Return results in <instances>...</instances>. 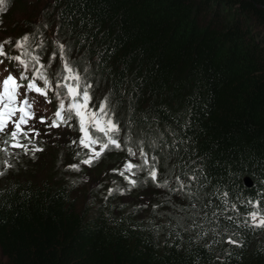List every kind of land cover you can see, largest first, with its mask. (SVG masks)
I'll return each instance as SVG.
<instances>
[{"label":"trees","instance_id":"1","mask_svg":"<svg viewBox=\"0 0 264 264\" xmlns=\"http://www.w3.org/2000/svg\"><path fill=\"white\" fill-rule=\"evenodd\" d=\"M0 21V36L13 43L38 22L45 64L54 42L64 43L93 84V104L108 97L121 136L157 155L170 185L178 186L175 175L191 183L184 174L195 172L192 190L213 199L209 212L216 189L241 213L236 197L264 189V0H8ZM59 68L57 56L49 75ZM37 125L45 150L0 176V264H264V230L222 220L220 231L227 224L241 246L208 249L211 233L198 239L184 231L187 221L178 226L169 201L186 204L183 194L149 183L108 195L126 187L112 171L129 159L125 151L73 171L68 165L83 159L71 144L80 133L46 136Z\"/></svg>","mask_w":264,"mask_h":264},{"label":"snow or ice","instance_id":"2","mask_svg":"<svg viewBox=\"0 0 264 264\" xmlns=\"http://www.w3.org/2000/svg\"><path fill=\"white\" fill-rule=\"evenodd\" d=\"M7 3L8 0H0V12L4 11ZM42 36L43 33L38 31L37 22L36 32H25L15 40V43L12 38L0 41V64L8 60L15 63L19 69L18 75L9 72L0 80V154L4 157L0 159V176L6 175L7 170L15 166L13 161L19 160L21 156L35 159L37 153L45 150L41 146L43 144L41 132L35 126L37 122L45 125L46 136L51 135L52 129L68 128L80 133L78 139H73L71 144L84 150L76 152V157L83 156V159L79 160V163L68 165L69 169L80 171L81 164L92 167L108 151H125L129 159L120 169L112 171L123 178L126 187L121 188L117 184L115 188L108 189V195L111 196L114 192L124 195L149 183L173 194H183L187 200L186 204L177 205L169 201L176 210L173 215L179 214L178 226L180 222L187 221L183 224L184 231H195L198 239L205 238L211 233L213 239L206 245L208 249L214 244L221 243L241 246L240 242L233 238L238 233L235 231L229 233L227 224L222 232L220 231L222 220L236 228L264 230V207L261 206L264 189L258 191L255 198L236 197L240 205L247 209L243 213L240 212L237 203L230 199L227 190L220 192L216 189L212 197L219 201V205L209 212V207L214 203L213 199L209 197L205 203L201 193L192 190L198 181L195 172L184 174L191 183H186L179 175H175L174 179L178 186L170 185L167 173L163 176L160 173L158 156L146 151L142 141L137 142L134 148L130 143V135L121 136L122 129L119 122L114 120L108 97L105 96L98 107L93 104L91 92L93 84L73 65L64 43L56 40L55 50L51 53L49 62L47 64L43 62L42 52L45 44ZM6 46L16 54H9L5 50ZM37 49L41 51L38 52ZM57 56L60 68L50 76L49 69ZM49 93L55 97L57 109L52 116L37 117L36 100L32 94L42 96L46 103L51 104ZM175 143L174 141V145ZM200 187L203 188L204 185ZM203 195L208 196L207 193ZM229 212L235 213V216L227 215ZM206 224L211 227L206 228Z\"/></svg>","mask_w":264,"mask_h":264},{"label":"rangeland","instance_id":"3","mask_svg":"<svg viewBox=\"0 0 264 264\" xmlns=\"http://www.w3.org/2000/svg\"><path fill=\"white\" fill-rule=\"evenodd\" d=\"M18 21H19V19H18ZM4 37H8V36H4ZM6 76H7V75H6ZM6 76H5V75H1V76H0V80H3ZM36 103L40 104V103L37 102V101H36ZM41 107H42V109H39V108H41ZM35 112H36V114H37V117H39V116H49V107H43V106H41V105H40V107H39V106H36V104H35ZM37 124H38V122L35 124L36 127L38 126ZM84 178H85L84 180H86V179H88L89 177H88V176H85ZM81 182H83V179L81 180Z\"/></svg>","mask_w":264,"mask_h":264},{"label":"clouds","instance_id":"4","mask_svg":"<svg viewBox=\"0 0 264 264\" xmlns=\"http://www.w3.org/2000/svg\"><path fill=\"white\" fill-rule=\"evenodd\" d=\"M4 12V11H3ZM22 33L24 34L25 33V30L24 31H22ZM4 36H8V35H4ZM4 36H0V41H3V40H5V39H7V38H10L9 36L8 37H4ZM6 48H8V49H10L11 50V48L9 47V46H6ZM13 51V50H12ZM14 52V51H13ZM38 102L40 103V104H36V106H39L40 107V105L41 106H43V107H49V104L48 103H46L45 102V100H38ZM39 109H42V107L41 108H39Z\"/></svg>","mask_w":264,"mask_h":264},{"label":"water","instance_id":"5","mask_svg":"<svg viewBox=\"0 0 264 264\" xmlns=\"http://www.w3.org/2000/svg\"><path fill=\"white\" fill-rule=\"evenodd\" d=\"M242 181L245 186H249L251 184L249 178L247 177H243Z\"/></svg>","mask_w":264,"mask_h":264}]
</instances>
